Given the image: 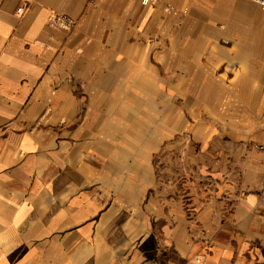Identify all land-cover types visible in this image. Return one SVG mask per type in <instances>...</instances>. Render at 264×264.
I'll return each instance as SVG.
<instances>
[{
	"label": "crops",
	"instance_id": "1",
	"mask_svg": "<svg viewBox=\"0 0 264 264\" xmlns=\"http://www.w3.org/2000/svg\"><path fill=\"white\" fill-rule=\"evenodd\" d=\"M141 2L0 0V264H264V11Z\"/></svg>",
	"mask_w": 264,
	"mask_h": 264
},
{
	"label": "built area",
	"instance_id": "2",
	"mask_svg": "<svg viewBox=\"0 0 264 264\" xmlns=\"http://www.w3.org/2000/svg\"><path fill=\"white\" fill-rule=\"evenodd\" d=\"M250 1L254 4H256L262 11H264V0H247ZM155 0H142L141 4L144 7H149L151 6ZM23 9H18L17 12L21 13ZM172 8L167 7L165 11H171ZM48 25L50 28L55 29V30H62V31H69L71 30L75 23L73 20L66 16H60V15H52L49 18Z\"/></svg>",
	"mask_w": 264,
	"mask_h": 264
}]
</instances>
